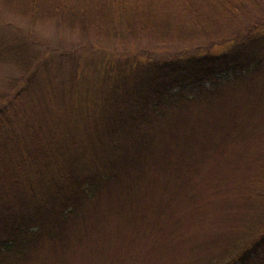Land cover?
Returning a JSON list of instances; mask_svg holds the SVG:
<instances>
[{
    "label": "trees",
    "instance_id": "16d2710c",
    "mask_svg": "<svg viewBox=\"0 0 264 264\" xmlns=\"http://www.w3.org/2000/svg\"><path fill=\"white\" fill-rule=\"evenodd\" d=\"M0 4L74 35L38 47L0 12V264H94L107 223L203 190L253 205L219 263L264 264V0Z\"/></svg>",
    "mask_w": 264,
    "mask_h": 264
},
{
    "label": "rangeland",
    "instance_id": "374dc122",
    "mask_svg": "<svg viewBox=\"0 0 264 264\" xmlns=\"http://www.w3.org/2000/svg\"><path fill=\"white\" fill-rule=\"evenodd\" d=\"M1 23L10 25L15 23L17 28L25 29L26 33L35 39L38 47L41 45L55 46L58 41L62 44L69 45L74 35L59 30L56 24L51 20L37 22L29 25L22 21L10 11L3 12L0 4ZM9 21V22H6ZM7 67L0 66V91L2 89V80L7 74ZM9 71V70H8ZM224 175V174H223ZM226 175V174H225ZM229 178V176H228ZM223 194L233 195L234 189L231 188L235 182H228ZM231 180H235L232 177ZM246 191V189H244ZM243 191V192H244ZM240 192V191H239ZM201 199L198 200L200 210H195L188 214V203L186 199L178 200V204L172 208L169 218L160 217L162 210L151 213L148 226L141 221L136 224H120L117 220L107 223L103 231L101 242L99 243V251L93 252L96 255H90L94 260V264H218L222 263L225 255V248L228 241L229 244L238 237L234 235L236 232L232 230L239 224L246 222L248 208H252V204L241 202L234 206H220V203L211 204L208 209L205 203L209 201V192L201 191L199 193ZM203 197V198H202ZM216 211H230L231 213L226 219L227 223L223 224L222 229H216L214 224L213 213ZM233 214L235 216L233 217ZM194 218V224L187 223ZM176 219H182V223L176 224ZM197 223V224H196ZM194 225V226H193ZM180 227V229H179ZM220 233H218V231ZM231 230V231H230ZM234 230H237L235 228ZM239 230H237L238 232ZM189 238V239H188ZM189 240V241H188ZM97 250V249H96ZM86 253V254H84ZM76 257L67 259L68 264H92L88 262L87 251ZM219 263V264H220Z\"/></svg>",
    "mask_w": 264,
    "mask_h": 264
}]
</instances>
